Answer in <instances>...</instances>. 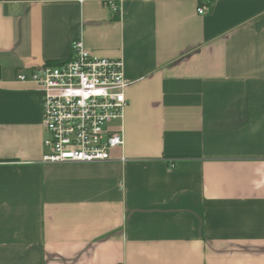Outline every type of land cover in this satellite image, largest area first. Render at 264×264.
Instances as JSON below:
<instances>
[{"label":"crops","instance_id":"obj_1","mask_svg":"<svg viewBox=\"0 0 264 264\" xmlns=\"http://www.w3.org/2000/svg\"><path fill=\"white\" fill-rule=\"evenodd\" d=\"M78 38L123 63V145L44 164L16 75ZM0 67V264H264V0H0Z\"/></svg>","mask_w":264,"mask_h":264},{"label":"built area","instance_id":"obj_2","mask_svg":"<svg viewBox=\"0 0 264 264\" xmlns=\"http://www.w3.org/2000/svg\"><path fill=\"white\" fill-rule=\"evenodd\" d=\"M204 12V7L197 9ZM71 52L70 59L23 70L16 80L32 82L42 93V163H104L112 149L123 145L120 131L110 127L123 117L129 82L120 59L91 54L80 38L71 42Z\"/></svg>","mask_w":264,"mask_h":264},{"label":"water","instance_id":"obj_3","mask_svg":"<svg viewBox=\"0 0 264 264\" xmlns=\"http://www.w3.org/2000/svg\"><path fill=\"white\" fill-rule=\"evenodd\" d=\"M0 76H1V67H0Z\"/></svg>","mask_w":264,"mask_h":264}]
</instances>
